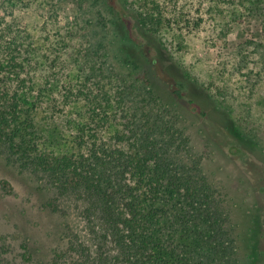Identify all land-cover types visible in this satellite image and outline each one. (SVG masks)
<instances>
[{
    "label": "trees",
    "instance_id": "16d2710c",
    "mask_svg": "<svg viewBox=\"0 0 264 264\" xmlns=\"http://www.w3.org/2000/svg\"><path fill=\"white\" fill-rule=\"evenodd\" d=\"M43 1L39 34L17 14L36 0H0V158L43 194V208L65 215L73 205L83 232L64 224L45 259L24 243L14 253L0 235V264H205L200 251L235 264L239 241L248 264H264L262 226L236 234L180 123L184 84L170 87L171 102L150 79L147 46L160 53L177 0H93L95 10L88 0ZM223 112L225 147L240 156L250 138ZM194 224V240L178 235Z\"/></svg>",
    "mask_w": 264,
    "mask_h": 264
},
{
    "label": "rangeland",
    "instance_id": "374dc122",
    "mask_svg": "<svg viewBox=\"0 0 264 264\" xmlns=\"http://www.w3.org/2000/svg\"><path fill=\"white\" fill-rule=\"evenodd\" d=\"M92 1L88 0L87 7L99 8ZM230 1H205L198 8L192 0H177L179 16L169 11L177 19L158 31L157 39L163 43L160 53L148 45L145 54L154 60L150 79L160 96L172 102L170 87L184 84L177 107L180 123L194 151L203 152V167L221 193L236 234L244 235L247 223L257 220L264 235V16L256 11L261 7L264 13V0ZM128 2L136 7L142 0ZM40 4L44 1L36 0L34 9L17 13L20 27L35 26L40 34L47 17L46 7ZM73 6L70 2L58 12L61 25L72 18ZM223 111L250 138L251 144L241 147L240 156L225 147L230 136L223 127ZM30 185L0 158V235L7 238L14 253L24 243L36 258L45 259L60 242L64 224L82 233V223L68 202L65 215L43 208V194ZM198 228L185 226L177 233L194 240ZM238 244L234 263L248 264L249 250L245 243ZM199 253L205 264H221L219 258Z\"/></svg>",
    "mask_w": 264,
    "mask_h": 264
}]
</instances>
